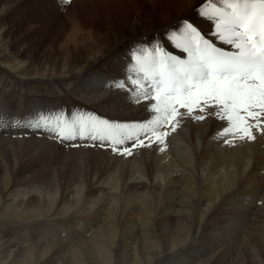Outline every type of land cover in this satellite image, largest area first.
Instances as JSON below:
<instances>
[{"label": "bare ground", "instance_id": "obj_1", "mask_svg": "<svg viewBox=\"0 0 264 264\" xmlns=\"http://www.w3.org/2000/svg\"><path fill=\"white\" fill-rule=\"evenodd\" d=\"M97 1L94 10L112 23L101 29L100 20L87 19L85 0L82 14L67 7L70 20L52 36L51 77H33L45 94L18 76L0 82V178L10 167L15 177L12 191H0V213L9 217L0 220L7 226L0 264H227L233 244L242 245L234 264H262L252 254L264 247V135L228 146L216 138L222 122L215 116L184 118L166 151L153 144L123 156L91 140L61 142L44 129L55 116L147 121L149 102L137 103L130 83L133 54L162 46L186 59L171 41L184 21L226 47L200 14L212 0ZM22 227L18 238L13 229Z\"/></svg>", "mask_w": 264, "mask_h": 264}, {"label": "snow or ice", "instance_id": "obj_2", "mask_svg": "<svg viewBox=\"0 0 264 264\" xmlns=\"http://www.w3.org/2000/svg\"><path fill=\"white\" fill-rule=\"evenodd\" d=\"M200 14L213 22L216 39L226 47L184 21L171 41L186 59L162 46L133 54L130 71L135 78L130 83L136 102H149L147 121L113 124L96 116L70 121L55 116V126L45 124L44 129L61 142L91 140L123 156L153 144L166 151L167 138L184 118L204 121L215 116L222 122L216 138L228 146H235L237 139L254 141V133L264 135V0H212ZM114 86L123 89L125 82Z\"/></svg>", "mask_w": 264, "mask_h": 264}, {"label": "rangeland", "instance_id": "obj_3", "mask_svg": "<svg viewBox=\"0 0 264 264\" xmlns=\"http://www.w3.org/2000/svg\"><path fill=\"white\" fill-rule=\"evenodd\" d=\"M208 3L209 1L205 4L203 3L201 8ZM56 4L58 7L55 6L56 11L54 14V21H52V7ZM85 4L88 5V7L87 10L83 12V5L80 4V0H0V82L11 81L12 83H15L16 81H19L16 78L18 76L19 78L21 77L23 80L22 83L25 86L22 85L24 87H29V91H34V94H45L46 89L44 84H42L43 82L40 81L41 79H33V77L36 75L43 79H49V77H51L52 66L54 64L52 36L58 32V26L62 22L67 24V20H70L69 15H67V7L76 6L78 12H83L87 19L93 18L96 22L97 19L100 20V24H97L98 28L101 27L102 29L104 28V24L112 23L110 19L103 20L102 17H100L99 12L97 13V11L94 10V7H92L94 4H98L97 0H85ZM141 4L151 7L153 6L154 1L142 0ZM59 58L60 62L62 61L60 64H65L63 54H60ZM13 85L17 86L15 84ZM4 94L5 93L0 94V110L3 107L2 101L4 100L2 99L6 96ZM250 167V160H247L245 170H249ZM12 170L13 167H10L7 178H0V191L8 189V192H10L13 190L15 177L12 174ZM136 178L146 180L145 177L140 174H137ZM262 187L264 188L263 185ZM1 204L2 200L0 199V207ZM1 218L8 219L9 217L8 214L0 213V220H2ZM252 220L255 221L254 218H252ZM4 228L7 229V226L4 225L3 221H0V235ZM15 229L18 233H15L18 238L25 237V227L24 229L23 227L21 229L14 228V232ZM224 235L225 232H223L222 236L219 238L220 240L213 239V245L215 242L216 244H219L223 240ZM240 247L242 248V245L233 244V251L228 255L229 258H226L225 263L234 264L237 256L240 255ZM256 247L259 251L257 254L258 256L252 254V257L261 259L262 264H264V247H260V245H257ZM219 260L223 262L224 259Z\"/></svg>", "mask_w": 264, "mask_h": 264}]
</instances>
